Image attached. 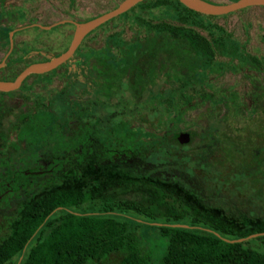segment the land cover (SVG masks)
Segmentation results:
<instances>
[{"label":"rangeland","instance_id":"1","mask_svg":"<svg viewBox=\"0 0 264 264\" xmlns=\"http://www.w3.org/2000/svg\"><path fill=\"white\" fill-rule=\"evenodd\" d=\"M118 2L0 0V26L16 30L9 51L8 43L0 42L5 67L0 79H10L31 61L56 55L69 43L74 21ZM172 15L170 6L135 5L87 32L65 62L27 75L15 89L0 91V166H5L0 171V236L20 199L48 183L53 171L63 167L62 153L81 158L83 136L88 133L103 137L101 159L119 156L147 171L181 176L211 204L264 216V74L260 70L240 66L236 56L217 51L213 64L201 66L172 44L173 50L158 52L155 65L143 50L121 77L114 74L118 68L110 65L109 56L122 55L123 50L107 45V34L115 32L124 42L143 40L154 23L181 24ZM33 23L53 24L44 28ZM191 26L205 37L227 34L243 51L264 58V5L201 15ZM158 43L156 38L153 44ZM88 54L94 57L87 65L81 61ZM180 72L188 74L184 85ZM95 77L109 85L112 94L94 93ZM157 93L161 98L153 96ZM64 111L67 120L60 123ZM48 116L57 119L46 130ZM178 131L188 132V140L178 141ZM33 143L26 161L25 150ZM139 229L143 231L145 225ZM246 245L264 252L262 237H248ZM119 259L120 253L112 252L92 264H118Z\"/></svg>","mask_w":264,"mask_h":264},{"label":"trees","instance_id":"2","mask_svg":"<svg viewBox=\"0 0 264 264\" xmlns=\"http://www.w3.org/2000/svg\"><path fill=\"white\" fill-rule=\"evenodd\" d=\"M143 3L146 7L170 6L181 24L154 23L151 34L129 42L115 32L108 33L107 45L123 50L122 55L109 56L110 65L118 68L115 75L121 77L143 50L155 65L158 52L173 50L172 44L201 66L213 64L217 51L236 56L240 66L264 74L262 56L243 51L227 34L205 37L191 26L201 15L210 14L192 10L178 0H140L121 13ZM10 29L7 24L0 26L1 42L8 43ZM156 38L157 45L153 44ZM91 57L88 54L81 62L87 64ZM187 75L178 73L182 85ZM94 81V93L112 94L109 85L98 78ZM153 96L161 98L160 93ZM165 99L170 101V95ZM56 119L48 116L46 130ZM60 120H67L65 111ZM97 135L83 136L81 158L62 153L63 167L53 171L48 183L20 199L7 231L0 236V264L13 256L12 264H92L112 252L120 253L118 264H264V252L246 245L248 238L225 239L264 231V216L211 204L181 176L147 171L119 156L101 159L104 140ZM34 148L35 144L25 150L26 161ZM142 224L143 231L139 229ZM254 237L264 239V233Z\"/></svg>","mask_w":264,"mask_h":264},{"label":"water","instance_id":"3","mask_svg":"<svg viewBox=\"0 0 264 264\" xmlns=\"http://www.w3.org/2000/svg\"><path fill=\"white\" fill-rule=\"evenodd\" d=\"M138 1L140 0H119V2L114 7L108 10L95 14L85 20L74 21L73 22L74 29L70 37L69 43L62 51L47 59L36 60L27 63L10 79H0V91H8L17 88L20 85L21 81L31 73L34 74L43 73L51 68L56 67L57 65L65 61L67 58H69V56L72 54V52L74 51V49L76 48L82 37L87 32H89L92 28H94L98 24L113 17L114 15H117L125 11L126 9H128L130 6H132L134 3ZM178 1H180L186 7L203 14H222L246 5H253V4L264 5V0H231L227 2H212L209 0H178ZM52 24L53 23L45 24V25L42 24L41 26L44 28H48ZM12 31L13 29L8 31V47H7L8 51L12 46V40H11ZM2 63H3V59L0 61V66L2 65ZM175 135L178 141L180 142H185L189 138V134L186 131H178ZM174 224L178 225L180 223H174ZM259 233H264V231L253 232L243 237L230 238V239L225 238V239L229 241L242 240L250 236L257 235Z\"/></svg>","mask_w":264,"mask_h":264},{"label":"flooded vegetation","instance_id":"4","mask_svg":"<svg viewBox=\"0 0 264 264\" xmlns=\"http://www.w3.org/2000/svg\"><path fill=\"white\" fill-rule=\"evenodd\" d=\"M33 25H36V26L39 25V26H41V24H37V23H33ZM11 29H12V27H11ZM11 29H10V30H11ZM13 31H16V30H14V28H13ZM13 31H12V32H13ZM11 34H12V33H11ZM0 42H1V38H0ZM87 65H88V64H87ZM87 81H88V80H87ZM88 82H89V81H88ZM89 84H90V83H89ZM15 170H16V168H12V169H11V171H15ZM0 171H4V168H2V166H0Z\"/></svg>","mask_w":264,"mask_h":264}]
</instances>
